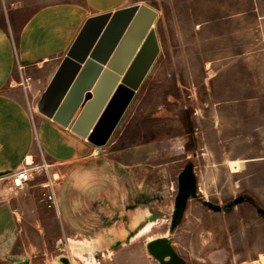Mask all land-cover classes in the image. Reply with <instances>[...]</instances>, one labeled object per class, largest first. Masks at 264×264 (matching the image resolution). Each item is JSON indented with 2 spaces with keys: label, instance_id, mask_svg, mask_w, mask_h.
Listing matches in <instances>:
<instances>
[{
  "label": "rangeland",
  "instance_id": "rangeland-1",
  "mask_svg": "<svg viewBox=\"0 0 264 264\" xmlns=\"http://www.w3.org/2000/svg\"><path fill=\"white\" fill-rule=\"evenodd\" d=\"M8 1L33 12L40 1L78 0ZM130 1L158 13L160 53L107 145L94 151L142 149L143 161L129 168L126 195L66 202L69 239L95 243L91 264H264V0ZM185 169L195 189L174 212ZM92 180L75 173L71 184ZM60 211L50 243L22 247L33 264H86L66 247L63 202ZM151 238L166 239L170 253L157 260Z\"/></svg>",
  "mask_w": 264,
  "mask_h": 264
},
{
  "label": "crops",
  "instance_id": "crops-1",
  "mask_svg": "<svg viewBox=\"0 0 264 264\" xmlns=\"http://www.w3.org/2000/svg\"><path fill=\"white\" fill-rule=\"evenodd\" d=\"M21 4L0 0V264H33L26 250L21 253L22 247L32 253V247L46 246L52 240L46 231L53 211L42 202L43 178H34L23 189L14 188L7 178L25 159L30 158L35 165L42 161L49 165V175L63 194L59 196L56 191L60 217V203L65 204L62 234L67 240L75 231L68 224L71 208L66 202L83 201L87 205L91 199L95 203L98 197L118 191L126 195L131 189L129 168L141 166L143 161L142 149L112 151L99 158L94 146L74 135L70 126L61 127L36 108L84 21L138 4L130 0L40 1L33 12L32 7L21 9ZM26 10L28 14L15 28ZM81 172L93 176L91 186H86L88 181L79 188L72 186L73 175ZM102 181H110V188L103 187ZM61 237L56 240L61 241Z\"/></svg>",
  "mask_w": 264,
  "mask_h": 264
},
{
  "label": "water",
  "instance_id": "water-1",
  "mask_svg": "<svg viewBox=\"0 0 264 264\" xmlns=\"http://www.w3.org/2000/svg\"><path fill=\"white\" fill-rule=\"evenodd\" d=\"M157 17L146 5H131L87 18L39 98L38 113L96 148L106 146L160 53ZM187 171L193 189L181 208L195 189Z\"/></svg>",
  "mask_w": 264,
  "mask_h": 264
},
{
  "label": "bare ground",
  "instance_id": "bare-ground-1",
  "mask_svg": "<svg viewBox=\"0 0 264 264\" xmlns=\"http://www.w3.org/2000/svg\"><path fill=\"white\" fill-rule=\"evenodd\" d=\"M28 161H30V158H28ZM188 169H185L181 174V181H180V193L177 197L176 206L177 208H174V212H177L183 205V200L185 197V194L187 191L193 189V179L191 178L190 173L187 171ZM176 215V213H175ZM149 225H152V223H148ZM148 226V225H147ZM151 227V226H150ZM148 228V227H147ZM148 249L151 252V254L157 259L160 260L163 257H165L167 254H169V244L166 242V239H150V241L147 243ZM95 243L93 242H82V241H76L69 239L67 241L66 247L68 250L72 253V255L80 260H83L86 264H91V261H93L92 251L95 249ZM89 252V257H85V252ZM87 252V254H88ZM56 263V262H55ZM69 264H76L74 259L69 258Z\"/></svg>",
  "mask_w": 264,
  "mask_h": 264
},
{
  "label": "built area",
  "instance_id": "built-area-1",
  "mask_svg": "<svg viewBox=\"0 0 264 264\" xmlns=\"http://www.w3.org/2000/svg\"><path fill=\"white\" fill-rule=\"evenodd\" d=\"M36 177H42V188L44 189L42 202L46 205L47 209L53 211L59 216V205L56 195V186L49 175V165L42 161L35 165L32 161H23L22 166L17 171L8 175L11 185L16 189H23L34 180Z\"/></svg>",
  "mask_w": 264,
  "mask_h": 264
}]
</instances>
